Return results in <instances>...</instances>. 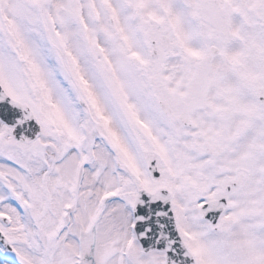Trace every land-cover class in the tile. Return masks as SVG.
<instances>
[{"label":"snow or ice","instance_id":"1","mask_svg":"<svg viewBox=\"0 0 264 264\" xmlns=\"http://www.w3.org/2000/svg\"><path fill=\"white\" fill-rule=\"evenodd\" d=\"M0 264H264V0H0Z\"/></svg>","mask_w":264,"mask_h":264}]
</instances>
